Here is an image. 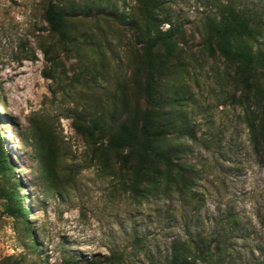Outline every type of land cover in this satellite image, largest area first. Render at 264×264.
<instances>
[{
    "label": "rangeland",
    "instance_id": "374dc122",
    "mask_svg": "<svg viewBox=\"0 0 264 264\" xmlns=\"http://www.w3.org/2000/svg\"><path fill=\"white\" fill-rule=\"evenodd\" d=\"M259 1L164 0L184 35L150 58L144 0H0V264H163L174 239L222 229L235 264L264 261V145L242 105L262 69L226 60L205 27ZM145 110L193 127L196 141L168 135L195 171L190 196L149 195L115 148L117 124ZM14 186L25 217L5 212Z\"/></svg>",
    "mask_w": 264,
    "mask_h": 264
},
{
    "label": "trees",
    "instance_id": "16d2710c",
    "mask_svg": "<svg viewBox=\"0 0 264 264\" xmlns=\"http://www.w3.org/2000/svg\"><path fill=\"white\" fill-rule=\"evenodd\" d=\"M45 19L52 32L63 36L64 20L55 6H47ZM163 24L169 25L168 30L161 29ZM128 25L138 30L136 23ZM205 27L208 46L215 47L226 60L238 61L249 70H256L257 65L262 69L254 86L246 87L242 102L243 105L252 101L254 106L253 109L250 105L244 107V121L253 149L258 152L264 145V0L252 7L228 5L220 11L218 18H207ZM143 31L150 58L160 50L168 54L174 52L178 39L184 35L181 24L166 8L164 0H144ZM248 41L257 46L255 52L246 46ZM157 115L153 110H145L139 122H119L114 146L124 153L123 163L137 170L138 175L145 179L149 195L190 196L195 171L190 164L179 160L181 149L169 141L168 135L176 134L178 139L196 141L195 131L186 122L180 125L170 121L161 125ZM10 168L11 164L0 147V172ZM17 188L14 186L7 196L5 212L12 217H25L27 211L16 195ZM226 234L222 229L174 239L163 264H235L234 249ZM250 264H264V261H252Z\"/></svg>",
    "mask_w": 264,
    "mask_h": 264
}]
</instances>
